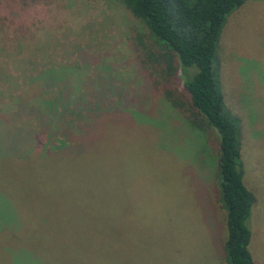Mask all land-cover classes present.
<instances>
[{
	"label": "rangeland",
	"instance_id": "374dc122",
	"mask_svg": "<svg viewBox=\"0 0 264 264\" xmlns=\"http://www.w3.org/2000/svg\"><path fill=\"white\" fill-rule=\"evenodd\" d=\"M147 35L121 0H0V123L40 137L39 149L53 155L109 132L92 142L87 163L65 159L61 170L123 192V264H229L218 134L191 108L177 58L155 65L161 49ZM216 57L255 199L248 249L264 264V0L231 13ZM2 137L0 129V155L29 146ZM1 170L0 189L12 188L15 176ZM0 220L14 225L2 210ZM10 246L0 235V264H12Z\"/></svg>",
	"mask_w": 264,
	"mask_h": 264
},
{
	"label": "trees",
	"instance_id": "16d2710c",
	"mask_svg": "<svg viewBox=\"0 0 264 264\" xmlns=\"http://www.w3.org/2000/svg\"><path fill=\"white\" fill-rule=\"evenodd\" d=\"M121 1L161 49L154 57L146 48L148 57H154L155 65L177 58L191 108L216 130L219 201L226 217L224 254L229 264H253L247 222L255 199L243 183L237 126L223 110L215 64L225 22L244 0ZM140 36L137 48L143 49ZM187 68L194 70L190 79L185 76ZM47 82L46 77L45 86ZM37 111L31 108L33 114ZM117 125L123 129V121ZM0 129L9 144L10 140L29 141L19 156L0 155V171H9L16 178L12 188L0 189L4 203L0 210L11 215L14 224L3 227L5 222L0 220V235L11 245L10 251H4L11 254V263L123 264V192L118 187L91 184L86 171L71 176L61 170L67 165L65 159L87 163L92 142L109 132L102 131L72 151L53 155L39 149L40 137L32 139L3 123ZM44 129L46 126L42 132Z\"/></svg>",
	"mask_w": 264,
	"mask_h": 264
}]
</instances>
